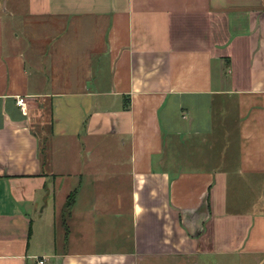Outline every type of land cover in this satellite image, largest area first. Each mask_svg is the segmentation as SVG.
<instances>
[{
    "label": "crops",
    "instance_id": "1",
    "mask_svg": "<svg viewBox=\"0 0 264 264\" xmlns=\"http://www.w3.org/2000/svg\"><path fill=\"white\" fill-rule=\"evenodd\" d=\"M36 257L264 264V0H0V264Z\"/></svg>",
    "mask_w": 264,
    "mask_h": 264
},
{
    "label": "built area",
    "instance_id": "2",
    "mask_svg": "<svg viewBox=\"0 0 264 264\" xmlns=\"http://www.w3.org/2000/svg\"><path fill=\"white\" fill-rule=\"evenodd\" d=\"M17 103L22 106L24 104L23 98H18ZM35 260H36V264H45L46 263L45 258H43V257H36Z\"/></svg>",
    "mask_w": 264,
    "mask_h": 264
},
{
    "label": "trees",
    "instance_id": "3",
    "mask_svg": "<svg viewBox=\"0 0 264 264\" xmlns=\"http://www.w3.org/2000/svg\"><path fill=\"white\" fill-rule=\"evenodd\" d=\"M72 201H73V193L68 196L65 207H70Z\"/></svg>",
    "mask_w": 264,
    "mask_h": 264
},
{
    "label": "rangeland",
    "instance_id": "4",
    "mask_svg": "<svg viewBox=\"0 0 264 264\" xmlns=\"http://www.w3.org/2000/svg\"><path fill=\"white\" fill-rule=\"evenodd\" d=\"M45 147L47 148V146L45 145ZM64 210L66 211V208H64ZM62 214H63V211H62ZM62 214H59L60 217H62Z\"/></svg>",
    "mask_w": 264,
    "mask_h": 264
}]
</instances>
